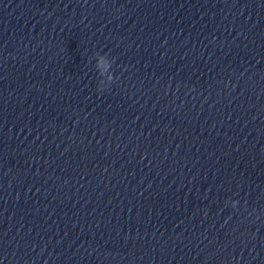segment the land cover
<instances>
[{"label":"clouds","instance_id":"9594fccd","mask_svg":"<svg viewBox=\"0 0 264 264\" xmlns=\"http://www.w3.org/2000/svg\"><path fill=\"white\" fill-rule=\"evenodd\" d=\"M104 59H105V57H103V56L100 57V60H104ZM113 62H114L113 60L110 61V62H107L106 67H107V68H111ZM98 65H99V61H98ZM116 79H118V77H114L113 74L110 75V76H109V82H110L109 86H110V85H111ZM108 88H109V87H107V88H102L101 85H100V83L98 82V85H97V91H98V92H103V91H105V90L108 89ZM233 206H235V202H233Z\"/></svg>","mask_w":264,"mask_h":264}]
</instances>
